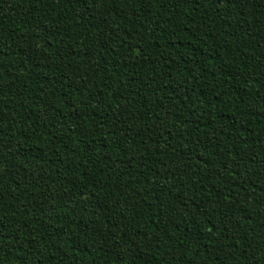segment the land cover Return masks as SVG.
Wrapping results in <instances>:
<instances>
[{
  "label": "trees",
  "instance_id": "obj_1",
  "mask_svg": "<svg viewBox=\"0 0 264 264\" xmlns=\"http://www.w3.org/2000/svg\"><path fill=\"white\" fill-rule=\"evenodd\" d=\"M0 264H264V0H0Z\"/></svg>",
  "mask_w": 264,
  "mask_h": 264
}]
</instances>
